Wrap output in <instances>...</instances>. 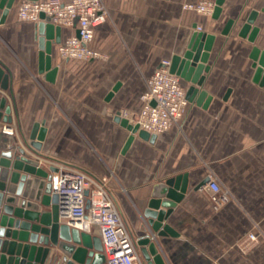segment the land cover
Masks as SVG:
<instances>
[{
	"label": "crops",
	"instance_id": "obj_1",
	"mask_svg": "<svg viewBox=\"0 0 264 264\" xmlns=\"http://www.w3.org/2000/svg\"><path fill=\"white\" fill-rule=\"evenodd\" d=\"M23 1L16 0L4 23L0 10V66L7 76L0 97L12 108L16 130L1 139L0 159L15 147L35 158L26 145L39 122L47 130L40 166L49 169V159L66 162L106 179L143 264L148 262L142 250L150 246L138 243L148 236L166 264H264V86L254 82L251 59L254 48L264 50V0H224L218 19L214 12L183 7L200 0H103L109 16L96 29L91 48L105 58L65 60L54 45V82L39 72L36 24L18 20ZM253 12L252 29L259 31L251 42V31L246 37L240 31ZM195 33L215 37L210 71L200 87L210 102L205 107L198 97L189 101L183 119L154 143L136 135L124 152L130 133L115 122V114L141 111L148 78L164 60L184 52ZM73 34V28L61 27V42ZM181 80L187 93L192 84ZM182 175L188 176V190L165 221L177 236H158L145 212L152 199H167L166 182ZM206 178L230 194L219 210L208 193L195 190ZM86 234L102 240L97 226ZM249 234L257 236L251 246ZM52 252L63 255L58 248Z\"/></svg>",
	"mask_w": 264,
	"mask_h": 264
},
{
	"label": "water",
	"instance_id": "obj_2",
	"mask_svg": "<svg viewBox=\"0 0 264 264\" xmlns=\"http://www.w3.org/2000/svg\"><path fill=\"white\" fill-rule=\"evenodd\" d=\"M37 1V0H31ZM16 0H0L3 10L1 23H4ZM214 18L218 19L224 0H216ZM257 12H253L240 35L246 37L250 31V41L254 42L258 28H253ZM36 24V37L39 43V72L45 74L48 81L54 82L58 69L52 67L53 46L61 43V27L45 21ZM234 21L230 20L223 32L228 34ZM215 37L204 33H195L190 39L187 49L175 55L171 62V73L176 74L192 86L188 89L187 98L198 105H208L211 97L201 91L205 76L210 71L208 62ZM253 60L254 82L264 86V50L254 48ZM3 79H7L5 70L0 66V87L6 88ZM119 86V85H118ZM114 88L113 93L118 89ZM110 96H112V94ZM208 97V98H207ZM205 99L206 102H205ZM0 121L12 123V108L6 97H0ZM115 122L126 129L130 136L125 144L124 152L134 142L136 135L143 140L154 143L156 134L140 130L127 119L117 114ZM47 130L43 124H34L27 149L38 155L42 150V142ZM40 162L26 153L22 147H15L2 153L0 159V264H106L103 242L100 238H92L86 233L72 230L70 224L61 219L59 196L52 190V172L55 168L44 169ZM210 178L200 182L195 190L201 189ZM188 190V176L182 175L166 182L162 194L167 199H152L145 215L154 234L158 236H177L176 232L165 221L171 216L173 207L180 202ZM88 194V192H86ZM48 209V210H46ZM153 237L148 236L139 241V245L147 247L142 250L148 264H166L158 254ZM58 248L63 255L53 254Z\"/></svg>",
	"mask_w": 264,
	"mask_h": 264
},
{
	"label": "built area",
	"instance_id": "obj_3",
	"mask_svg": "<svg viewBox=\"0 0 264 264\" xmlns=\"http://www.w3.org/2000/svg\"><path fill=\"white\" fill-rule=\"evenodd\" d=\"M183 7L198 14L211 15L216 3L200 0L186 3ZM42 14L46 22L75 30V34L59 44L63 59L91 61L105 58L100 51L91 48L96 29L108 20L109 13L103 0H25L18 9V20L38 24L42 21ZM170 68L171 61L164 60L148 78L141 96L143 107L137 115L123 109L115 116L119 114L131 125L157 136L179 123L187 113L189 100L181 78L171 73ZM15 133L12 124L0 125V141L4 136H14ZM34 156L36 159L39 157ZM47 162L56 169L52 172L51 183L53 192L59 196L61 219L84 233H91L93 226L99 227L106 264H143L137 252L136 239L105 181L66 162L50 159ZM201 190L209 194L216 210L231 200L230 194L213 178ZM248 240L247 246H251L257 242V236L249 234Z\"/></svg>",
	"mask_w": 264,
	"mask_h": 264
},
{
	"label": "rangeland",
	"instance_id": "obj_4",
	"mask_svg": "<svg viewBox=\"0 0 264 264\" xmlns=\"http://www.w3.org/2000/svg\"><path fill=\"white\" fill-rule=\"evenodd\" d=\"M102 180H104L105 181V184H106V187L108 188V186H107V182H106V179H102ZM109 189V188H108ZM110 190V189H109ZM111 191V190H110ZM112 192V191H111ZM113 194V193H112ZM113 196H114V194H113ZM114 198H115V201H116V204H117V206H118V209L120 210V208H119V205H118V201H117V199H116V197L114 196ZM120 213H121V211H120ZM122 215V214H121ZM123 217V216H122ZM124 219V218H123ZM125 221V220H124ZM127 225V224H126ZM129 229V228H128ZM131 232V231H130Z\"/></svg>",
	"mask_w": 264,
	"mask_h": 264
},
{
	"label": "bare ground",
	"instance_id": "obj_5",
	"mask_svg": "<svg viewBox=\"0 0 264 264\" xmlns=\"http://www.w3.org/2000/svg\"><path fill=\"white\" fill-rule=\"evenodd\" d=\"M24 149V148H23ZM25 150V149H24ZM25 152H26V150H25ZM27 153V152H26Z\"/></svg>",
	"mask_w": 264,
	"mask_h": 264
}]
</instances>
